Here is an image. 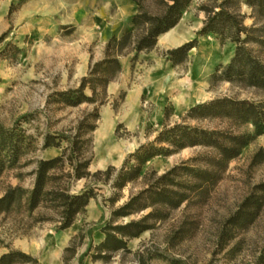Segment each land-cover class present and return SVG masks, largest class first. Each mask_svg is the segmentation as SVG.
<instances>
[{"label": "rangeland", "instance_id": "1", "mask_svg": "<svg viewBox=\"0 0 264 264\" xmlns=\"http://www.w3.org/2000/svg\"><path fill=\"white\" fill-rule=\"evenodd\" d=\"M221 1L192 0L184 10L179 26L190 32L188 41L197 38V45L188 52L184 62L175 64L166 55L173 48L162 47L160 36L152 49L136 51L134 48L144 33V25H135L133 16L140 12L161 15L170 0H0V122L7 128H16L26 137L19 161L7 166L0 176V197L12 186L25 189L24 197L9 212L0 213V252L18 250L14 241L20 236L39 238L47 230H60V210L53 207L49 198L34 211L27 209L35 169L40 159L61 155L64 148H67V157L90 159L91 164L94 148L90 126H97L104 107L111 104L117 109L125 97L124 90L114 97L108 92L111 82L119 80L123 72L122 62L131 71L129 85L138 80L144 66L158 56L170 60L176 70L171 102L164 107L160 118H149L151 107L143 98L142 108L147 113H143L142 122L131 130L125 123L117 124L118 138L136 140L127 156L141 144L153 140L165 125L181 122L189 108L200 102L227 96L264 103V88L212 79L215 69L228 65L236 50L234 28L223 34H198L207 18L204 8ZM230 9L240 14L244 26L255 28L251 32L254 37L264 39V18L255 9L243 0L235 2ZM105 28H111V35L104 34ZM126 34L127 40L112 43L110 51L120 53L121 70L111 74L112 79L105 87H98L95 103L71 106L58 100L54 93L78 88L91 65L106 57L109 40L113 36L120 40ZM244 37L242 33L241 38ZM247 46L264 61L263 45L253 41ZM184 80L187 83L181 84ZM189 86L192 93L202 92L203 96L179 113L173 101ZM85 92L92 94L90 88ZM186 122L235 133L253 134L255 131L251 123L235 122L234 125L229 119L188 118ZM46 141L60 142L61 146L45 147ZM73 141L77 142L75 152L72 151ZM261 149L263 152L259 154ZM216 154L212 148L197 145L158 155L144 164L138 178L122 188L114 187L113 182L123 164L112 166L114 170L109 176L101 175L97 177L100 181L94 183L96 177H71L73 169L66 159L63 166L52 170L55 176L48 187L61 185L77 193L90 184L94 188L91 199L96 201L102 216L98 221L84 223L83 231L69 243L72 248H64L62 264H88L89 261L99 264H260L259 257L264 250V199L259 207L246 209L240 219L237 212L244 200L257 192L256 186L264 182V133L243 146L215 182L208 181V175L196 176L187 169L172 174L175 182L170 188L176 191L175 197L186 195L179 206L148 202L151 205L127 216L113 215V211L151 183L160 185L157 179L175 166L213 169L208 161ZM263 195L258 192L259 197ZM85 211L76 218L84 216ZM141 219L147 228L138 236L127 238V249L113 252L108 260L93 258V254L100 253L95 232L105 234L108 224Z\"/></svg>", "mask_w": 264, "mask_h": 264}, {"label": "trees", "instance_id": "2", "mask_svg": "<svg viewBox=\"0 0 264 264\" xmlns=\"http://www.w3.org/2000/svg\"><path fill=\"white\" fill-rule=\"evenodd\" d=\"M167 8L161 15H151L146 12H140L133 16L135 25L143 24L144 33L138 38L135 44L136 51L149 50L156 46L158 37L175 27L180 21L184 10L190 5L192 0H170ZM241 0H222L217 5L206 7L207 18L198 34L207 35L210 33L223 34L229 28H234V38L236 42L235 54L230 63L225 67L218 66L212 79L229 80L242 83L246 86L264 88V61L256 56L252 49L247 46L248 43L256 41L264 46V39H257L252 35L254 27H246L240 20V14L232 11L230 6ZM249 6L264 18V0H243ZM245 37L241 38V34ZM128 34L120 40L113 36L106 46V57L91 65L87 76H84L78 88L57 91L54 93L58 100L66 105L77 106L83 102L95 103L99 94L98 87H105L111 79L114 72L121 70V63L118 58L120 53L111 54L112 43H124ZM197 45V38L184 44L169 49L167 57L173 63H182L186 60L188 52ZM19 50L18 47H16ZM86 88H90L92 94H86ZM103 101H101L102 103ZM95 117H98L95 109ZM168 110L165 112V118L168 117ZM229 119L235 125L236 123H251L255 131L253 134L235 133L234 131L222 130L218 128H206L198 125H191L186 119ZM91 130L95 125L90 126ZM264 133V103L250 99H238L233 97H218L208 101L200 102L189 108L183 120L173 125H165L158 135L151 141L141 144L135 152L129 154L122 167L114 178V187L122 188L129 181L139 177L144 164L158 155H169L188 146H204L216 150L215 157L210 158L208 164L213 169H194L190 166H175L168 172L161 175L156 183H151L139 194L132 196L128 202L113 211L115 217L127 216L133 212L146 208L148 205L161 203L169 206H179L186 195L181 194L175 197V192L170 188V184L175 181L171 175L179 169H187L196 176H206L207 180L215 182L219 178V173L224 170L228 162L238 156L243 146L249 143L256 136ZM26 137L16 128H7L0 122V176L7 166L15 165L23 154V146ZM72 151L77 142L73 141ZM61 146L60 142L46 141L44 146ZM263 149L259 152L261 154ZM67 148H64L61 155L50 159H40L35 169V183L30 191L28 202V211H34L44 200L53 202V207L60 210V229L69 227L76 216L85 211L90 199L94 196V188L90 184L77 193H71L68 187L55 186L48 187L49 182L54 179L52 170L64 165L66 159L69 160L73 172L71 177L81 179L83 177H96L94 183L100 181L99 176H109L114 170L109 166L105 171L91 173L88 170L90 159L81 160L73 155L67 157ZM73 157L77 160L74 163ZM131 161H134L129 166ZM257 192L248 196L242 203L237 212V219H240L245 210L256 206L259 207L264 197H259L258 192L264 194V182L256 186ZM25 194V189L21 186L9 187L2 197H0V213L9 212L17 201H20ZM264 196V195H263ZM144 201V203H141ZM150 202L151 204H149ZM144 220H131L125 224L105 226V239L100 242L98 248L100 253L93 254L94 259H110L115 251L127 249V238L138 236L147 227L143 226ZM72 247H66L70 250ZM104 252V253H103ZM260 264H264V250L259 257ZM0 264H42L39 259L29 253L21 250L10 249L0 256Z\"/></svg>", "mask_w": 264, "mask_h": 264}, {"label": "crops", "instance_id": "3", "mask_svg": "<svg viewBox=\"0 0 264 264\" xmlns=\"http://www.w3.org/2000/svg\"><path fill=\"white\" fill-rule=\"evenodd\" d=\"M179 23L160 36L159 42L162 47L168 49L178 47L191 38L190 32L179 26ZM111 33V28L104 29L105 35H111ZM122 64L123 72L119 80L111 82L108 92L111 97H114L124 90L126 92L125 97L119 108L115 109L109 104L100 112V120L92 132L94 157L89 165V171L105 170L109 166H121L124 163L130 149L136 145V140L133 139L134 142H132L118 138L116 135L117 124L125 123L127 129L131 130L142 122L143 113H147L142 108L143 98L151 107L149 118L154 120L163 115L164 107L171 102L170 93L175 85L173 77L176 70L170 60L159 56L155 57L153 62L144 66L138 80L130 85L131 71L126 63L122 62ZM184 81L181 84L187 83ZM191 88L189 86L187 89H183L177 101H173L179 113H182L188 106H192L195 101L203 96L202 92L192 93ZM84 216L77 217L65 229L47 230L39 238L20 236L15 239L14 247L36 256L42 264H62L61 257L64 248L69 246L71 240L83 231L84 223L98 221L102 216L101 209L98 208L93 199L87 205ZM93 235L98 243L105 239V234L102 231H97ZM7 251L9 249L2 250L0 254ZM88 264L99 263L89 261Z\"/></svg>", "mask_w": 264, "mask_h": 264}]
</instances>
